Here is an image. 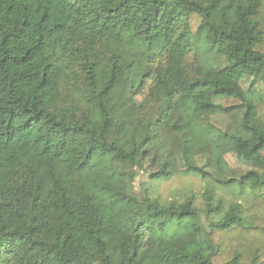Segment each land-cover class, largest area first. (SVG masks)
<instances>
[{"label":"trees","instance_id":"1","mask_svg":"<svg viewBox=\"0 0 264 264\" xmlns=\"http://www.w3.org/2000/svg\"><path fill=\"white\" fill-rule=\"evenodd\" d=\"M0 264H264V0H0Z\"/></svg>","mask_w":264,"mask_h":264},{"label":"rangeland","instance_id":"2","mask_svg":"<svg viewBox=\"0 0 264 264\" xmlns=\"http://www.w3.org/2000/svg\"><path fill=\"white\" fill-rule=\"evenodd\" d=\"M199 23L197 17H191L190 24L192 30H195ZM188 63H192V59H188ZM224 106L230 107L237 104L235 101H223ZM211 124L215 127L223 130L229 124H232L233 117L226 115H216L211 118ZM228 165L232 169H242L244 166L238 162L233 156L228 155L225 157ZM238 171V170H237ZM142 183L149 186V193L153 198L158 199L162 204H168L172 201L183 202L189 197H193L195 200V206L203 208V194L205 189L208 188L206 182L191 174H180L172 177L168 180H161L157 182H149L146 174L142 175L137 173V178L134 182L135 193L138 194L141 191ZM219 196L223 197L227 203L235 202L238 195L233 189L219 192Z\"/></svg>","mask_w":264,"mask_h":264}]
</instances>
